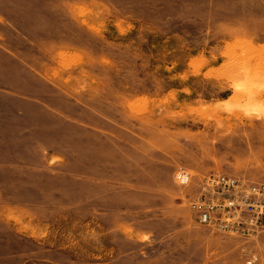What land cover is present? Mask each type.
<instances>
[{"label": "rangeland", "instance_id": "374dc122", "mask_svg": "<svg viewBox=\"0 0 264 264\" xmlns=\"http://www.w3.org/2000/svg\"><path fill=\"white\" fill-rule=\"evenodd\" d=\"M211 172L264 181V0H0V264H264Z\"/></svg>", "mask_w": 264, "mask_h": 264}, {"label": "built area", "instance_id": "2783aa9c", "mask_svg": "<svg viewBox=\"0 0 264 264\" xmlns=\"http://www.w3.org/2000/svg\"><path fill=\"white\" fill-rule=\"evenodd\" d=\"M197 219L221 232L257 238L264 234V181H251L225 172L204 176L203 188L190 200ZM246 264L257 254L245 250Z\"/></svg>", "mask_w": 264, "mask_h": 264}]
</instances>
